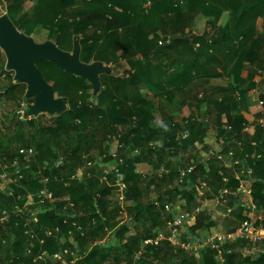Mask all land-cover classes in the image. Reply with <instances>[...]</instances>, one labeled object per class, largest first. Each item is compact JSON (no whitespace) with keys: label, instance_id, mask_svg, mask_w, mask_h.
<instances>
[{"label":"rangeland","instance_id":"1","mask_svg":"<svg viewBox=\"0 0 264 264\" xmlns=\"http://www.w3.org/2000/svg\"><path fill=\"white\" fill-rule=\"evenodd\" d=\"M14 1L16 0H0V16L4 14L8 15V8ZM157 1L160 19L153 18V21L150 23L146 19L145 6V8L143 7V12L137 10V12H140L138 15H136L135 9L132 15H130L127 27L118 30L117 34L113 33L111 29L106 33L103 31L98 32L99 34L101 33L103 38H108L110 34L112 35V39L109 41L111 47L104 53L103 57L112 58L115 55L117 59L116 61L111 60L110 63H106L93 58L90 63L101 62L111 68L114 78H108L112 76L110 74L107 75L108 77L104 81L113 89L119 85V81L125 83L124 88L119 92H113V95L107 97L103 104L100 105V108L105 113L119 112L121 119L115 123L110 116L105 115L102 124L92 125L91 130L87 127L81 128L79 123L76 122L69 129H66L64 133L60 134L53 130L45 135V139L48 140V146L44 148L46 159L50 160L52 164L58 160H66L64 175L69 180L68 182L83 179L88 173L92 174L95 180H97L94 190L96 195L101 196L103 199V208L100 210L94 202L82 203L78 207H74L68 204V200L65 199L64 212L70 216L68 222L72 221V224L60 239L61 245L64 248V257L60 259L47 253L44 256H38L34 264H78L96 246L101 247V254L105 256L97 264H114L115 258L121 259L125 257V255L131 252V249L133 264H171L175 260L180 261L185 256L189 257V253L181 252L182 250L179 248L170 249L166 247L163 248L161 253L148 249L142 260L140 259L138 262L140 258L138 255L139 249L145 247L143 243L146 240L145 236L148 233L155 236L156 234L159 235L165 232L168 215L162 209L163 204L166 202L171 203L176 214L197 207H208L207 212L210 213L211 217L213 216L217 219L214 226L217 225L219 230L222 228L223 230H228L230 229L229 227L242 223V220H240L243 211L242 206L245 203H254L250 198L232 200L229 195L225 196L222 193L224 189H227L224 186L228 180L238 176L242 180H246L247 175L243 171H245L247 163L250 162L249 158L252 160L249 153V140L246 139L244 141L245 145L242 143L245 148L244 150H246L243 155L238 151L235 144L231 146L232 148H229L236 153L233 159L225 158L219 160L216 153L211 152L216 151L215 138L217 140L220 139L223 130L226 128L225 126L232 125L236 128H244L245 125L250 126L252 135L249 133L247 138H260L257 129L259 127L258 121L262 115L259 109L254 104L253 109L251 104L248 106L251 108V113H249L250 110L246 111V108H243L247 113L245 115L247 118L241 121L238 118L227 116L228 107L226 108L223 105L224 102H211L207 109L208 116L201 117L199 112L196 115V110H199V107L195 92L198 91L197 84L208 86L212 80L219 78V75H217L218 67H223L221 69L227 73L228 66L237 62L235 54L237 51L239 52L238 48H251L257 43L260 47L259 54L262 58V63L259 64L258 70L255 71L253 67L243 64L242 67L248 71L247 79L250 82L240 77L242 70L238 78H234L240 81L241 85H238L237 92L242 102H244L245 97L251 91H256L255 96L260 95L258 97L264 101V18L259 19L255 23L256 33L247 40L233 41L229 39L222 45L221 39L223 34L229 37L230 26L225 27L221 25L222 23L219 21L221 19H219L214 25L210 26L207 23L203 34L205 41L200 43V45L195 44L191 38L178 42L175 40L177 36L191 35L189 27L192 20L189 21L186 18L190 14V0H170L174 7L173 13H169L168 11V13L166 11L163 12L160 7L167 0ZM18 10V20L22 18L19 21V25H21L20 23L24 24L26 20L31 22L30 29L24 30L22 28L20 31L22 33H29L30 37L38 43L46 41L56 43L58 34L71 32V28L75 24L90 14L89 4L80 3L74 7H67L63 11L54 9L47 16L38 8L37 0H25ZM57 11H59L58 17L52 19L54 15H57ZM149 11H151V8H149ZM196 16H194L193 20ZM223 16H227V13H223L221 18ZM91 31H94V27H92ZM160 40L163 41V47H158ZM199 48L201 50L199 56L205 63L204 68H196L194 78L188 83L192 91L189 92L190 89L187 90L186 85L188 84H182L183 86H181L180 83L178 87L166 93L169 103L165 105L159 99H161L160 96L164 95L162 88L170 89L167 86L166 76L173 72L171 70L176 65H180V55H187L188 53L190 54V58L191 56L195 57L197 56L195 52ZM158 50H160V53H158ZM150 54H155V57L148 60L147 57ZM174 57L176 59H173ZM171 62L173 63L171 64ZM133 64H137L136 69L141 75L140 80L142 79L144 82L139 87L132 82L133 76L136 75V70L132 68ZM157 64H160L158 70L156 69ZM6 66L7 59L5 53L0 48V166L2 170L10 167L13 155L20 148L15 134L22 125L20 123L21 116L24 115L26 107L31 104L29 102L33 101H24V95L27 90L24 84H21L17 92L8 93L9 88L15 82L12 80V75L5 72ZM156 72H162V77L166 78L157 77ZM224 75L220 78L231 79L230 75ZM49 77H52V75L50 74ZM56 78L61 77L56 74ZM66 80L63 78L62 83H67ZM51 81L50 84L52 85L54 81ZM88 85L90 89L87 93L93 96V89L89 83ZM145 89L149 90L150 94H147ZM175 93L180 94L179 100L172 102L176 99L174 98ZM229 93L234 94V91H229ZM136 95L145 97L150 108L152 117L148 121L149 127L152 130L148 134L149 145L157 146V150L163 143L171 142L172 136L174 137L178 131L183 129L190 119L196 118L204 126L199 129L194 128L192 140L187 143L184 156L181 157L169 152L159 169L146 164L137 165L135 173L140 178L135 179L131 184L124 183L125 189H121L117 178L111 174L115 163L107 164L104 161L114 153L119 154L121 151L119 146L121 144L124 143L126 148L130 147L131 144L133 145L132 139L134 138L130 133V122L134 118L131 114L135 111L133 105ZM183 95L186 98L184 97L181 101ZM213 95L214 92L209 89V96ZM57 96L61 97L59 93H57ZM157 98L159 99L157 100ZM97 102L99 103V100ZM243 104L241 103V107H243ZM192 105L195 107L192 108ZM164 109H167L168 112H164L163 115L160 114ZM181 114H183V117L180 116ZM222 115H225V117H222ZM41 116L39 115V117ZM80 132L87 138L86 145H81L78 142L77 135ZM77 145L82 148V152L78 158L73 156V151L77 148ZM225 152L226 155L227 151ZM245 153L248 154L246 155ZM204 158L205 160L211 159V162L217 166L219 173L216 177L207 176V180L203 182L204 184H201V187L195 191L191 188L192 185L189 186L186 183V178L181 181V175L176 177V174L178 171H186V168L191 166L193 162H199ZM25 161V166L39 167L42 165L41 156L35 151L32 153L27 151ZM89 162L93 164L92 167L88 166ZM27 171H30V168ZM170 172L173 175L172 183H166L163 187L160 179L164 174L167 176ZM219 177L223 178L224 181L220 180ZM170 186L176 188L174 191L175 198L172 201L168 200V197H161L162 194H165L164 189L170 188ZM3 187L4 184L0 181V207H7V192L2 190ZM184 194H188V197H185ZM150 203L154 204L157 208L153 217L143 214V210ZM47 204L46 200L44 202H37L33 200L32 196H29L26 208L29 206L35 207L33 212L37 213L48 206ZM15 208H18L21 212H26V208L20 209L18 206ZM103 210H105L104 213ZM91 216H95L93 222L88 220ZM75 219H84V221H76L74 224ZM100 226H103V229L97 231ZM211 230L212 228H204L202 232H211ZM79 236H83L84 238L82 243L79 241ZM140 238H142L140 242L136 243V240ZM5 241L6 239L0 235V250L2 248V250L5 249ZM259 245H245L243 247L245 250H237L235 264H253L259 255L264 252V245ZM192 256L194 264H201L198 260L199 255ZM211 263L224 264V260L214 256L213 260L209 261V264ZM0 264L13 263L8 258L2 257L0 258Z\"/></svg>","mask_w":264,"mask_h":264},{"label":"trees","instance_id":"2","mask_svg":"<svg viewBox=\"0 0 264 264\" xmlns=\"http://www.w3.org/2000/svg\"><path fill=\"white\" fill-rule=\"evenodd\" d=\"M24 2L25 0H16L8 8V16L18 30H22V28L24 30L30 29L29 27L31 25V22L28 20H26L24 24L20 23L21 25H19V21H21L22 18H19L18 20V9H20ZM80 3L89 4V16L75 24L73 28H71V32L58 34L56 38V45L66 52H72L74 49V41L78 40L81 46V61L84 63H90L93 58H96L97 61L106 63H110L111 60L116 61L117 58L115 55H113L112 58L103 57L104 53L111 47V43L109 41L112 39V35L110 34V37L103 38L101 33L99 34L98 32L103 31L106 33L111 29L113 33L117 34L118 30L127 27L130 15H132V12L135 9L136 15H138L140 12H143V7L145 8L146 6V9H144L147 15L146 19L150 21V23L153 21V18L160 19V13L159 10H157L159 8L157 0H37L38 8L47 16L50 15L51 11L54 9L63 11L67 7H74ZM160 7L163 12H174V7L172 6V2L170 0L163 2ZM149 8H151V11H149ZM137 10L140 12H137ZM58 12L59 11H57V15H54L52 19L58 17ZM189 13L190 14L186 16L187 20H193L195 15L201 14L206 18L207 23L210 26L214 25L221 18L223 13H227L226 18L222 23L225 27L230 26V34L229 37H226L225 34H223L221 44L224 45L229 39L233 41L247 40L255 35V23L259 19L264 18V0H190ZM92 27H94V31H91ZM24 34L30 36L27 32ZM189 38H191L195 44L199 45L205 41L204 36L190 37L182 35L177 36L175 40L179 42ZM159 42L158 47H163L164 45H159ZM238 50L239 52L237 51L235 54L237 62L233 66V76L238 78L240 71L244 69L242 65H245V63L257 71L259 64L262 63V58L259 54L260 47L257 43H255L251 48H238ZM200 51V48L196 50L195 54L197 56H195V60H192V63H188L183 66L178 64L175 68H173V72L166 76L167 78L163 76L167 80V86L170 88V91L179 83L184 85L191 82L194 78V74L196 73L195 63L202 59L199 56ZM158 53H160V50H158ZM154 55L155 54H150L147 59L150 60L152 57H155ZM37 66L48 83H51V80L54 81L52 86L55 93H59L61 97H66L68 99V110L61 115L54 116L43 114L41 117L38 116L26 119L24 116H21L20 123L22 125L18 128L15 134L20 148L17 153L13 155V159L10 164L16 159L19 160L20 166L24 168L23 178L18 181L17 184H12L10 186L13 190L12 195H9L8 192L6 193V201L8 203L7 207H0V211L6 210L10 212L8 223L5 225L0 224V235L6 239L4 246L5 249L2 250V248L0 250V258L6 257L11 260L13 264H34L38 256H44L47 253L50 256L59 253L62 257H64V248L61 245L60 239L63 234L69 230V227L72 224V221L68 222V218H70V216L66 215L64 212V205L66 203V201H64L65 199L68 200V204L74 207H78L82 203L94 202L100 210L103 208V199L101 196H97L94 190L97 180H95L92 174H90V176H85L83 179L68 182L69 180L66 179L64 175L66 160H58L52 164L50 160L48 161L46 159L44 155V148H47L48 140L45 139V135L53 130L60 134L64 133L66 129H69L72 124L76 122L79 123L81 128L87 127L91 130L92 125L102 124L105 115L110 116L113 119L112 121L115 123L121 119L119 112L105 113L100 108V105L103 104L107 97H111L113 92H119L123 89L125 83L119 81V85L113 89L106 81H104V79L108 76H100L102 87L101 93L97 96H90L87 93L90 86L85 80L62 71L51 62L40 61L37 63ZM159 66L160 64H157V70ZM136 67L137 64H133L132 68L136 70V75L133 76L132 82L139 87L144 84V82L142 79L140 80L141 75L137 71ZM5 72L10 73L12 75L13 82H15L14 72L7 69H5ZM50 74L52 77H49ZM56 74H58L61 78H56ZM156 74L157 77L163 78L162 72H156ZM63 78L64 80L67 79V83H62ZM108 78H114V74ZM20 86L21 84L14 83L11 88H9L8 93L13 91L17 92V89L20 88ZM167 89L168 88H162V93H168ZM97 98L99 103L97 102ZM230 101L231 100H226V104L225 102L223 104L226 108L228 107L227 109L231 108V105L229 106ZM29 103L32 104L33 101ZM133 107L135 111L131 114V116L134 118H132L130 122V133L134 138L132 139L133 145L131 144L130 147L126 148L124 143H120L123 145V148L118 154V158L123 159V164L120 165L119 169L124 178L123 183L125 184H131L135 179L140 178V176L135 173L136 166L139 164H146L155 169H159L169 152L171 154L180 155L181 157L184 156L187 143L192 140L194 128L199 129L204 126L201 122H198L196 118L190 119L183 129L178 131L174 137L172 136L171 142L163 143L157 150V146H153L152 144L149 145L150 140L148 134H150L149 132H151L152 129L149 127L148 120L151 119L152 116L145 97L142 95H136ZM45 118H47L46 121H44ZM235 118H238V120L241 121L245 120L243 115H237ZM225 127L230 128L224 129L220 137V139H222L226 144L224 146L225 151H228L229 148L235 144L238 151H240L241 155H243L246 151L242 150L244 148L243 144L244 141L248 139L249 145L252 141L259 142L256 152L260 153L264 157V130L262 128L258 127L257 129L259 133L258 136L260 138H247L248 134L243 132V127L236 128L232 125ZM182 133H187L188 137L185 140L180 141L179 136ZM77 139L81 145L87 144V138L82 132L77 135ZM239 143H241L240 146ZM7 149L9 148L7 147ZM253 149L255 148L250 146L249 153L251 156L253 155ZM27 151H35L38 153L41 156L42 165L39 167H30V165L25 166L24 161ZM81 152V146L77 145V148L73 151V156L78 158L80 157ZM249 161L250 162L247 163L245 171L247 173L251 171L249 174L251 177L252 200L255 206L254 211L256 215L263 214L262 221L257 219H254V221L257 226H262L264 228V161L260 160L256 162L250 158ZM104 162L107 164L113 163L114 159L110 156L107 157ZM190 167H193V171L185 177V180L189 186L192 185L191 188L195 191L201 187V184H204L203 182L207 180V176L216 177L219 173L217 166L215 163L213 164V162H211V159L205 160L204 158L199 162H193L192 165L186 169H189ZM29 168L30 171H27ZM8 169L10 171V167ZM3 172L4 171L0 168V174ZM171 173L172 172H170L167 176L164 174L161 177L160 183L163 187L166 183H172L171 180L173 179V175ZM176 175V177H179L181 175V171H178ZM183 179L184 178L181 177L180 180L183 181ZM219 179L224 181L223 178L219 177ZM239 184V180L232 178L228 180L224 188H227L231 192H236ZM120 188L123 189L122 187ZM175 189L176 188H174V186L165 188V194H162L161 197H168V200L170 201L174 200ZM43 191H47L52 195L51 199L44 195L41 197L42 202L46 200L48 206L37 213L33 212L35 207L33 208L29 206L26 208L28 197L32 196L33 200L39 202L41 200L38 196ZM184 196L188 197V194H184ZM229 196L232 200L237 199L231 194ZM168 203L169 202H166L165 204ZM165 204L162 205L163 211ZM17 206L20 209L26 208V212H22L18 215L15 213L13 214L14 208ZM156 209V206L150 203L143 210V214L153 217L156 213ZM193 209H190L189 211H192ZM242 210L240 220L243 222L249 219L244 213L246 211L250 212L251 210L246 209L244 206H242ZM104 212L105 210H103V213ZM94 219L95 216L88 218L90 222H93ZM76 221L82 222L84 219H75L73 223L75 224ZM214 223L215 221L208 214V212H203L198 216L197 223L192 228V231L212 228ZM229 228L233 227L231 226ZM101 229H103V226H100L97 231H100ZM156 236H158V234L152 236L151 233H148L145 238L146 240L153 239ZM78 238L82 243L84 240L83 236H79ZM141 239L142 238L136 240V243H139ZM245 245L246 244L242 242L235 245L225 246L223 254L224 264H235L237 250L242 249ZM166 247L174 249L167 243H163L160 246H148L139 249L138 255L140 258L138 262L145 256L147 253L146 250L151 249L156 253H161L163 248ZM199 256V263L209 264V261L213 260L215 254L212 251L204 250L199 253ZM104 257L105 256L101 254V247L96 246L93 247L86 257H84L83 261L78 262V264H97L98 261L103 260ZM132 257L131 249V252L125 255V257H122L121 259L115 258L114 264H133ZM192 258L193 256L189 254V257L185 256L180 261L175 260L171 264H194ZM253 264H264V252L259 255Z\"/></svg>","mask_w":264,"mask_h":264},{"label":"built area","instance_id":"3","mask_svg":"<svg viewBox=\"0 0 264 264\" xmlns=\"http://www.w3.org/2000/svg\"><path fill=\"white\" fill-rule=\"evenodd\" d=\"M159 45H163V42L160 41ZM256 106L260 111V114L262 115L261 118L258 121L259 127L264 130V101L260 98H257L255 100ZM24 106V105H23ZM22 106V107H23ZM24 116V115H23ZM230 129V128H226ZM250 128L249 126L245 125L243 128L244 133H249ZM188 137L187 133H182L179 136V140H185ZM253 149V155L252 159L254 161H264V157L256 152V149L259 146L258 142H252ZM123 145L119 146V149H122ZM264 150V147H263ZM221 151V150H220ZM33 151H29V153H32ZM115 163L114 169L111 171V174H113L118 182L120 187L125 188V185L123 183V176L120 172V165L123 164V159L118 158V154L114 153L110 155ZM109 156V157H110ZM217 158L219 160L225 159L220 152L217 154ZM229 159L235 158V155L233 152H230L228 154ZM89 167H92L93 164L91 162L88 163ZM1 168V166H0ZM264 168V165H263ZM4 172L0 174V181L4 184V187L2 190L5 192H8L9 195L13 194V190L10 188L12 184H17L18 181H20L23 178V171L24 168L20 166L19 160L16 159L10 164V171L8 168L6 170H3ZM193 171V167H190L186 171L181 172V177L185 178L187 177L191 172ZM108 174V172H106ZM87 176H90V173L87 174ZM105 179V178H104ZM239 180V187L237 188L236 192H231L228 189H224L222 193L226 195H232L235 198L239 197H248L252 200V188L250 186V183H248L245 180H242L240 178H236ZM47 196V198L51 199L52 195L49 194L47 191H43L41 194H39L38 198L41 200L42 196ZM223 198V197H222ZM42 201V200H41ZM244 207L246 209H250L251 213H253V217H248V220L243 221L238 226H235L233 228H230L228 230L222 229V230H215L212 229L211 232H202L203 230H196L192 231V228L197 223L198 216L203 213L207 212V208H200L197 207L193 209L192 211L186 210L184 212L175 213L173 209L172 204H165L164 211L167 213L168 221L166 223L165 232L163 234H159L153 239H147L145 240L144 246H160L163 243L169 244L173 248H179L184 252L189 253L190 255H199L200 252L204 250H209L214 252L215 256L219 259H223V254L225 250V246L227 245H235L238 243H245L246 245H253L257 246L259 244L264 245V228L262 226H257L255 224L254 218L257 220L262 221L263 220V214L256 215L255 213V206L251 202L250 204H244ZM21 214L22 212L18 210V208L14 209L13 214ZM209 213V212H208ZM171 217V218H170ZM10 218V212L6 210L0 211V224L5 225L8 223ZM261 246V245H259ZM56 254L53 257L56 258H62V255Z\"/></svg>","mask_w":264,"mask_h":264},{"label":"water","instance_id":"4","mask_svg":"<svg viewBox=\"0 0 264 264\" xmlns=\"http://www.w3.org/2000/svg\"><path fill=\"white\" fill-rule=\"evenodd\" d=\"M0 48L7 59V70L14 72L15 83L27 87L24 101L33 100L25 109V119L43 114L61 115L68 110V99L57 96L53 86L44 79L38 62H51L62 71L85 80L91 85L94 96L102 90L100 76L112 73L111 68L101 62H82L78 40L74 41L72 52L62 50L52 41L38 43L18 30L7 14L0 16Z\"/></svg>","mask_w":264,"mask_h":264},{"label":"crops","instance_id":"5","mask_svg":"<svg viewBox=\"0 0 264 264\" xmlns=\"http://www.w3.org/2000/svg\"><path fill=\"white\" fill-rule=\"evenodd\" d=\"M225 18H226V16L225 17L223 16V18H220L221 19L220 23H222L225 20ZM222 25H223V23H222ZM206 26H207L206 18L204 16H202L201 14L197 15L195 17V19L190 22V27H189L190 34H191L190 37H192V36L193 37L203 36V34H204L205 30H206ZM263 31H264V28H263ZM189 56H190V54H188V53H187V55H184V54L180 55V66H183V65L188 64V63H192V60L196 59L194 56H191V58ZM173 59H176V57H174ZM172 63L173 62H171V64ZM204 63L205 62H204L203 59L198 60V62L195 63L196 64V68L197 67H203L204 68ZM234 64L235 63H233V65H231V66H228L227 73L224 70L221 69L223 67H218L217 75H219V78L212 80L208 86H203L202 84H199V85L197 84L196 87L198 88V91L195 92L196 93L195 96H197V99H198L197 103H198L199 110H196V115H197V112H199V115L201 117H207L208 116V110L207 109L210 106L211 102H219V103H221V102H226V100L227 101L231 100L229 102V106L231 105L230 107H232V109L231 108L228 109V112H227V116L228 117L235 118V117H237V115H243L245 117V119H246L247 118L245 116L247 114L246 111L250 110L249 113H251V108H249L248 106H250V104H251L252 105V109H253L254 108L253 104L256 106L255 100H256V98H259L260 95H258L259 97L258 96L256 97L255 96L256 95V91H251L245 97L244 102L241 101V98H240V96H238V92H237V88H239L238 85H241V84H240V81H237L236 79H234V76H233V73H232ZM245 66H248V64L245 63ZM245 69L242 70L240 77L245 79V80H247L248 82H250L247 79L248 71H247V69L246 70ZM171 71H173V70H171ZM224 74H226L227 76L230 75L231 79H222V78H220L221 76H225ZM256 83H258V82L256 81ZM178 85H180V83L175 85V88L178 87ZM246 85H247V83H246ZM181 86H183V85L181 84ZM186 88H187V90L190 89L189 92L192 91L191 90V86L189 84L186 85ZM192 88H194V87H192ZM209 89H211L214 92L213 96H209ZM167 90H168V92H170L169 89H167ZM145 91L147 92V94H150L149 90L145 89ZM229 91H234V94H230ZM168 95H170V94H168ZM179 95H180L179 93H175V95H174L175 97L174 98H176V99H174V101H172V102H175L176 100H179ZM184 97L186 98V96L183 95V98H181V101L184 99ZM160 98L161 99L157 98V100L159 99L162 103H165V105H167L169 103V98H167L166 94H164L163 96H160ZM241 103H244L243 107H241ZM238 105H240V106H238ZM191 107L193 108L195 106L192 105ZM243 108H246V111L243 110ZM164 112H168L167 109L162 110L160 114L163 115ZM180 116L183 117V114H181ZM222 117H225V115H222ZM226 128H228V127H226ZM249 128H250L249 133L252 135L251 127L249 126ZM249 133H246V134L249 135ZM252 142H256V141H252ZM252 142H251V144H252ZM215 143L217 145L216 151H213L211 153H216V155H217L218 152H220L221 155L224 158H227V159H229L228 158V154L230 152H233L234 155L236 156L235 151H231L230 149H229V151H227V154L225 155L226 152L224 150V146L226 144L223 142L222 139L217 140L215 138ZM240 144L241 143H239V146H240ZM251 144H250V146H252ZM244 149L245 148H243L242 150H244ZM251 158H252V156H251ZM243 173L245 175H247V178H246L245 181L250 183V186H251V181H250L251 177H250V174H249V173H251V171H249L248 173L246 171H243ZM236 178L237 177H235V179ZM238 178L242 179L239 176H238ZM239 198H242V197H239ZM243 198H248V197H243ZM208 214L210 215V213H208ZM244 214L247 217H253V213H251V212H247L246 211ZM212 219L217 222V219L215 217L212 216ZM212 229L219 230L217 225L213 226ZM241 250H245V248H242Z\"/></svg>","mask_w":264,"mask_h":264}]
</instances>
